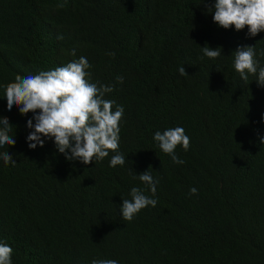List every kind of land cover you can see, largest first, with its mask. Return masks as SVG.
I'll return each instance as SVG.
<instances>
[{"label": "trees", "instance_id": "1", "mask_svg": "<svg viewBox=\"0 0 264 264\" xmlns=\"http://www.w3.org/2000/svg\"><path fill=\"white\" fill-rule=\"evenodd\" d=\"M212 4L0 0V116L16 140L7 147L15 165L0 160V240L12 247V264H264V87L253 75L241 80L232 55L254 46L264 67V32L218 27ZM205 44L221 56L205 57ZM81 56L91 81L113 86L106 98L124 108L123 166L109 167L114 153L88 165L66 161L50 139L29 149L32 113L7 111L4 91L16 75ZM177 126L190 138L187 151L175 150L183 164L152 139ZM146 170L158 181V203L125 221L119 206L132 187L151 196L134 178Z\"/></svg>", "mask_w": 264, "mask_h": 264}, {"label": "clouds", "instance_id": "2", "mask_svg": "<svg viewBox=\"0 0 264 264\" xmlns=\"http://www.w3.org/2000/svg\"><path fill=\"white\" fill-rule=\"evenodd\" d=\"M151 3L152 1L147 3V7ZM202 3H206V0H202ZM206 10L212 13V20L218 27H234L236 31L247 27L249 37L264 32V0H214V4ZM57 39L62 37L58 36ZM205 45L201 47L205 57L216 59L221 56L220 46L213 49ZM70 55L75 56L76 50L73 49ZM109 55L114 56L115 53ZM232 55L233 67L241 80L247 82L249 76L253 75L257 85L264 87V67L258 68L254 46H238ZM91 67L88 59L81 56L35 75H16L14 81L6 85L3 99L6 100L8 112L15 106L22 116L32 113L31 118L26 121V128L30 129L26 137L29 149L43 147L45 140L50 139L56 151L63 154L66 161H79L88 165L94 160L100 162L114 153L109 167L123 166L126 158L119 152V124L124 108L106 98V94L114 90L113 86L91 81ZM178 72L181 76L188 75L184 66L178 67ZM116 80L123 83L122 76H118ZM261 119L264 121V114ZM13 127L7 117L0 116V149L6 147L5 151H0V160L14 166L16 161L7 152V147L16 143L14 135L10 134ZM152 139L174 164L184 163L175 151L177 146H181L184 151L190 147V138L185 134L184 128L177 126L157 130ZM260 143L264 144V137H261ZM134 178H138L146 186L151 196L145 195V189L132 187L130 198L122 199L119 206L121 218L125 221H132L142 209L156 207L158 203L154 198L158 181L154 180L151 172L146 170L135 174ZM197 193V188L189 189V195ZM12 254V247L0 240V264H12ZM91 264L118 262L114 259H93Z\"/></svg>", "mask_w": 264, "mask_h": 264}]
</instances>
